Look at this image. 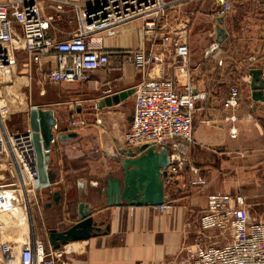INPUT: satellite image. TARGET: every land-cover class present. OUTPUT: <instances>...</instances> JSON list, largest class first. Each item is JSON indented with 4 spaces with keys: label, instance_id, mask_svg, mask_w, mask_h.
<instances>
[{
    "label": "crops",
    "instance_id": "0c3cea01",
    "mask_svg": "<svg viewBox=\"0 0 264 264\" xmlns=\"http://www.w3.org/2000/svg\"><path fill=\"white\" fill-rule=\"evenodd\" d=\"M231 2V11L221 21L211 17L214 0H189L170 7L151 39L143 37L140 20L124 24L117 35L101 43L109 54V65L90 72L86 81L53 84L43 80L42 74L54 66L52 55L42 59L41 71H34L29 78L21 49L14 52L13 68L0 70V78L5 80L0 98L9 107V130H30L31 113L44 110L56 120L55 135L76 134L62 142L54 140L47 152L40 150L45 159L41 165L52 180L37 193V235L49 247L48 230L61 231L75 223L79 201L95 211L93 218L102 233L63 245L69 251L55 264H177L190 260L198 244L223 243L215 232L201 231L199 217L207 195L228 193L225 181L230 168L246 174L236 183L245 199L264 192V102L251 98L250 77L249 81L242 79L253 68L264 72V8L260 0ZM51 12L47 6L43 8L44 15ZM71 24L64 15L57 21L58 26H70L66 32L76 28ZM213 29L216 39L220 38V56L207 53ZM179 41H185L189 49L182 75V64L174 53ZM143 44L152 45L158 58L147 70L149 77H170L177 90L188 80L193 93L204 95L196 101L193 142L188 148L189 166L198 169L204 184L192 185L193 175L186 167L176 176V191L172 188L166 193L170 207L164 210L106 206L96 192L108 173L121 175L114 159L118 154L115 145L131 121L132 95L116 106L97 108L95 103L141 80L143 74L122 56ZM232 85L239 88L241 96L235 110L238 119L233 123L223 120L230 110L222 105ZM80 114L87 117L88 126L71 128L69 119ZM96 118H101L100 124ZM207 119L215 124H205ZM231 126L236 128L235 137L230 135ZM56 189L62 194L60 206L53 205L50 198Z\"/></svg>",
    "mask_w": 264,
    "mask_h": 264
},
{
    "label": "built area",
    "instance_id": "2783aa9c",
    "mask_svg": "<svg viewBox=\"0 0 264 264\" xmlns=\"http://www.w3.org/2000/svg\"><path fill=\"white\" fill-rule=\"evenodd\" d=\"M42 1L48 2L50 14H43ZM185 1L189 0H0V70L13 68L14 52L21 49L29 77L42 59L52 55L54 66L42 74L43 80L53 84L86 81L90 72L110 63L108 52L101 48L106 37L117 35L124 24L140 20L143 37L154 38L166 10ZM214 2L211 17L221 21L231 11L232 2ZM63 15L75 24L73 31L58 28L57 21ZM174 53L182 64V75L189 54L186 42H177ZM207 53L221 54L220 38L216 39L214 29ZM122 58L143 74L133 86L132 118L122 134L123 144L129 149L144 144L156 145L158 150L165 147L169 164L168 180L164 183L175 185L176 176L188 167L193 175L190 183L204 184L198 169L189 166L188 159L196 101L204 95L193 93L188 80L182 90H177L170 77H149L147 70L158 60L152 45L143 44ZM249 77L244 75L242 79L249 81ZM240 100L239 88L232 85L222 102L230 110L224 121L233 123L238 119L235 110ZM8 116L9 107L0 98V256L6 264H55L69 248L47 247L37 235L34 207L44 183L39 182L33 133L9 130ZM95 121L100 124L101 118ZM204 122L215 124L213 119ZM88 124L82 114L69 119L71 128H84ZM229 131L231 137L236 136L234 126ZM167 197L155 207L169 208L170 197ZM199 228L204 232L216 231L215 236L225 241L198 244L192 259L177 264H264V219L249 218L243 195H207Z\"/></svg>",
    "mask_w": 264,
    "mask_h": 264
},
{
    "label": "water",
    "instance_id": "95a60500",
    "mask_svg": "<svg viewBox=\"0 0 264 264\" xmlns=\"http://www.w3.org/2000/svg\"><path fill=\"white\" fill-rule=\"evenodd\" d=\"M220 29V28H219ZM250 76L249 86L251 98L264 102V72L260 68L248 71ZM134 88L123 89L99 98L95 106L119 105L127 97L131 96ZM132 118V112L131 117ZM56 120L50 112L37 110L32 112L29 120V129L33 133L34 143L38 154L39 182L45 183L52 178L41 165L39 153L41 149L49 151L54 140L60 142L75 137V133L57 134L53 132ZM121 169L120 176L108 173L97 187V195L102 197V203L106 206H158L168 199L165 193L164 181L168 180L166 167L169 164L168 151L165 147L157 149L156 145H142L137 151H129L126 156L120 153L114 156ZM176 183V180H174ZM51 201L55 206L61 205L62 194L59 189L51 193ZM51 205V202L48 203ZM94 210L83 201L75 206L77 221L71 226L57 231L49 229L47 241L49 245L57 249L69 242L89 239L102 233V229L94 221Z\"/></svg>",
    "mask_w": 264,
    "mask_h": 264
},
{
    "label": "rangeland",
    "instance_id": "374dc122",
    "mask_svg": "<svg viewBox=\"0 0 264 264\" xmlns=\"http://www.w3.org/2000/svg\"><path fill=\"white\" fill-rule=\"evenodd\" d=\"M263 4H264V0H260V5L262 6V8H264V5ZM41 6H43V8L45 6H48V2L47 1H42L41 2ZM239 7L242 8L243 6H239ZM73 24L74 23H72L71 25H73ZM68 25H66V26H60L59 25L58 28H60L62 30H67L68 27H70ZM211 36H212V39H213V31L211 33ZM34 71L39 73L41 71L40 70V66L35 67L33 69V72ZM15 72H16V69H15ZM28 77H29V75H28ZM4 84H5V80H3V78H0V91L2 90ZM34 89H35V86L33 85L32 91ZM128 105L130 106V103ZM115 148H116L115 150L118 153H120L121 156H126L130 150L131 151H137V149H138V148H136V149H129L128 147H126L123 144L122 139H120L119 142L116 143ZM39 157H40L41 161L44 163L45 162V159H44L43 152L39 153ZM228 171H229V173L227 174L228 175L227 176L228 179H226V181H225L227 192L229 194H240V192L236 188V183L237 182L239 183L241 180H243V178H245L246 174H238V170L236 168H233V169L230 168ZM118 174L120 175L121 172H118ZM164 185H165V191L171 192L172 191L171 190L172 188H173V192L176 191L174 189V185L172 186L171 183L165 182ZM246 207H247V211H248V214H249V218L250 219L256 220V221L257 220H263L264 219V192L261 195H259V196L249 197L248 199L246 198ZM34 216L37 217V209L36 208H35ZM214 232L216 233V231H213V233ZM218 239H220L221 242H224L225 241L223 238H218ZM0 264H6L2 260L1 256H0Z\"/></svg>",
    "mask_w": 264,
    "mask_h": 264
}]
</instances>
